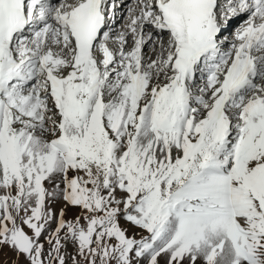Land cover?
<instances>
[{
    "label": "snow or ice",
    "instance_id": "snow-or-ice-1",
    "mask_svg": "<svg viewBox=\"0 0 264 264\" xmlns=\"http://www.w3.org/2000/svg\"><path fill=\"white\" fill-rule=\"evenodd\" d=\"M0 264H264V0H0Z\"/></svg>",
    "mask_w": 264,
    "mask_h": 264
},
{
    "label": "rangeland",
    "instance_id": "rangeland-1",
    "mask_svg": "<svg viewBox=\"0 0 264 264\" xmlns=\"http://www.w3.org/2000/svg\"><path fill=\"white\" fill-rule=\"evenodd\" d=\"M116 23V22H115ZM202 83V82H201ZM13 259V257L10 255V254H6L3 258H2V260L3 261H10V260H12Z\"/></svg>",
    "mask_w": 264,
    "mask_h": 264
},
{
    "label": "bare ground",
    "instance_id": "bare-ground-1",
    "mask_svg": "<svg viewBox=\"0 0 264 264\" xmlns=\"http://www.w3.org/2000/svg\"><path fill=\"white\" fill-rule=\"evenodd\" d=\"M128 0H125V2H127ZM122 9H124L123 7H121V9L120 10H122ZM115 22H117V21H115Z\"/></svg>",
    "mask_w": 264,
    "mask_h": 264
}]
</instances>
